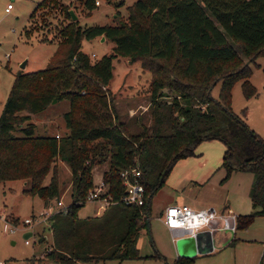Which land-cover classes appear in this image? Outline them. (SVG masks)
Instances as JSON below:
<instances>
[{"label":"trees","instance_id":"16d2710c","mask_svg":"<svg viewBox=\"0 0 264 264\" xmlns=\"http://www.w3.org/2000/svg\"><path fill=\"white\" fill-rule=\"evenodd\" d=\"M80 1L88 12L96 6V0ZM72 7L60 0L36 5L30 20L42 10L54 16L57 11L62 23L67 21L57 28L66 49L58 47L43 69L16 73L0 114V181L23 179L28 183L24 192L49 206L61 196L58 157L71 173L72 202L66 212L48 217L52 244L47 256L60 264L139 258L137 242L148 222L143 214H150L151 197L177 160L193 155L204 140L225 145L222 166L228 175L234 169L252 173V210L236 216L235 230L264 215V139L249 127L244 110L240 116L231 107L236 81L244 97L257 94L249 80L250 64L258 67L256 58L264 57V0H136L119 24L84 27L71 19ZM96 36L114 45L111 53L91 60L82 41ZM118 56L140 60L150 73L149 126L142 117L126 120L118 113L109 88ZM62 98L70 103L63 114L68 133L34 135L29 113ZM105 161L109 167L102 181L110 203L99 214L79 217L77 209L93 188L92 169ZM132 168L139 170L145 187L142 206L122 199L121 172L130 174ZM177 259L176 264H188L191 257ZM258 264H264V246Z\"/></svg>","mask_w":264,"mask_h":264},{"label":"rangeland","instance_id":"374dc122","mask_svg":"<svg viewBox=\"0 0 264 264\" xmlns=\"http://www.w3.org/2000/svg\"><path fill=\"white\" fill-rule=\"evenodd\" d=\"M40 1L0 0V114L16 73L43 69L58 47L60 51L66 49L64 44H59L57 28L67 21L62 23L64 19L57 11L54 16L45 15L39 10L30 20L32 11ZM60 1L73 5L77 21L84 27L119 24L127 19V7L136 0H98L99 4L89 12L80 0ZM8 4L10 8L6 11ZM46 21L50 24L46 25ZM24 30L28 31V36ZM43 38L47 40H42ZM113 45L110 39L101 40V36H96L84 39L81 49L91 60H96L111 53ZM92 53L95 55L92 56ZM241 58L247 60L243 55ZM24 60L25 67H20ZM255 61L259 66L250 64L252 73L249 80L256 87L257 94L249 98L244 97L241 81H236L231 90V107L240 116L244 110V118L249 127L264 139V57H258ZM140 64V60L131 61L128 57H115L112 61L113 76L109 88L117 97L116 108L122 119L134 120L133 117H142L143 123L149 126L147 107L150 73L143 70ZM219 85L220 83L212 90L215 97L218 95ZM69 107V100L62 98L51 102L42 111L29 113V121L35 125L34 135L58 133L56 136H65L68 129L63 114ZM139 127L132 126L136 130L141 129ZM14 133L21 135L19 130ZM224 152L225 145L220 140H204L195 147L193 155L177 160L151 197L148 222L141 229L138 239L139 258L106 259L90 264H176L179 256L175 247L176 241L172 240L170 231L161 220L167 205L183 202L196 209L214 207L223 213L230 208L236 215L250 212L248 191L252 173L234 169L228 175L222 166ZM56 166L61 188L59 198L64 204H70L72 197L69 167L59 157L56 159ZM108 167V161L93 167V187L103 180V172ZM50 174L51 171L46 175L44 183L48 182ZM27 186L28 183L25 184L23 179L0 181V260L4 264H60L46 254L52 244L51 231L47 229L48 217L56 211L54 208L48 210V206H44L43 200L37 195L25 193ZM192 200L195 205L191 203ZM101 210L98 202L87 201L77 209V215L89 217L100 213ZM25 218H30L31 221L25 223ZM215 221L217 227L219 226L215 230L222 239V245L214 247L209 253L192 256L188 264L259 263L264 226L254 222L248 227L232 231L221 227V219L217 218ZM5 223L8 227H15V231H5ZM27 230L32 231V235L28 237L29 243H25L23 237Z\"/></svg>","mask_w":264,"mask_h":264},{"label":"built area","instance_id":"2783aa9c","mask_svg":"<svg viewBox=\"0 0 264 264\" xmlns=\"http://www.w3.org/2000/svg\"><path fill=\"white\" fill-rule=\"evenodd\" d=\"M95 4L98 5L99 1L96 0ZM10 8V4L7 5L5 10ZM95 54L92 53V56ZM58 136V135H57ZM123 178L124 195L122 199L129 204H135L136 206H142L145 203V187L139 181L140 172L136 168H132L129 172H121ZM106 185L101 181L98 185L94 186L88 193L86 201H95L100 204L102 210L110 203V196L106 195ZM69 204H64L59 198L56 201H52L48 206V210L54 208V211L66 212ZM52 214V213H51ZM148 219L149 215L146 212L143 214ZM231 209H228L225 213L218 212L214 207H205L195 209L186 203H174L164 208V216L161 219L164 226L170 231L172 240L175 242L178 238L184 236H193L198 230L204 229L209 226L213 220L221 219L222 228L235 230V219ZM30 218H25L24 222L29 223ZM3 229L10 232L15 231V227H8V224L3 225ZM25 243H29V239H25ZM0 264H4L0 260Z\"/></svg>","mask_w":264,"mask_h":264},{"label":"water","instance_id":"95a60500","mask_svg":"<svg viewBox=\"0 0 264 264\" xmlns=\"http://www.w3.org/2000/svg\"><path fill=\"white\" fill-rule=\"evenodd\" d=\"M72 20L77 19V15L72 8L69 9ZM104 39V36L101 37ZM249 60L246 61L248 63ZM26 61L20 63V67H25ZM54 99L52 102H55ZM213 232L210 229H200L193 236L180 237L175 242V247L179 256L192 257L196 254H205L213 250ZM32 235V231L27 230L23 233L26 239Z\"/></svg>","mask_w":264,"mask_h":264},{"label":"crops","instance_id":"0c3cea01","mask_svg":"<svg viewBox=\"0 0 264 264\" xmlns=\"http://www.w3.org/2000/svg\"><path fill=\"white\" fill-rule=\"evenodd\" d=\"M102 40V39H101ZM260 64V63H259ZM261 65V64H260ZM56 134H58V133H55L54 135H56ZM248 197H249V195H248ZM249 201H250V198H249ZM191 203L192 204H194L195 205V203H194V201L192 200L191 201ZM188 205H191V204H189V203H187ZM168 206V205H167ZM166 207V206H165ZM225 207H228V206H225ZM250 207H251V202H250ZM193 208H195V207H193ZM202 208H205V207H202ZM101 209H102V207H101ZM196 209V208H195ZM199 209V208H198ZM228 209H230V208H227V210ZM252 210V208L250 209V211ZM103 210H101V212H102ZM222 211H224V210H222ZM100 212V213H101ZM249 213V212H248ZM248 213H245V214H248ZM97 214H99V213H97ZM242 215H244V214H242ZM260 218H264V215H262V216H255V218L253 219V221H252V223H254V222H259L262 226H264V220H262V219H260ZM251 223V224H252ZM217 222L214 220V221H212V223L209 225V226H207L206 228H204V229H210L212 232H213V234H212V236H213V249H214V247H218V246H221L222 245V239H220L219 237H218V235H217V232H216V230H215V228H218L217 227ZM237 230V229H236ZM235 230V231H236ZM262 243H263V246H264V240H262ZM137 246H138V242H137ZM263 249V248H262ZM261 253H262V251H261Z\"/></svg>","mask_w":264,"mask_h":264}]
</instances>
